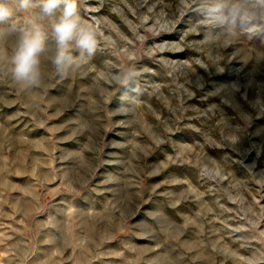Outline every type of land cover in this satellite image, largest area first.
Wrapping results in <instances>:
<instances>
[{
    "label": "rangeland",
    "instance_id": "rangeland-1",
    "mask_svg": "<svg viewBox=\"0 0 264 264\" xmlns=\"http://www.w3.org/2000/svg\"><path fill=\"white\" fill-rule=\"evenodd\" d=\"M77 7L97 47L66 76L0 64V264H264V29L226 40L198 0Z\"/></svg>",
    "mask_w": 264,
    "mask_h": 264
},
{
    "label": "clouds",
    "instance_id": "clouds-1",
    "mask_svg": "<svg viewBox=\"0 0 264 264\" xmlns=\"http://www.w3.org/2000/svg\"><path fill=\"white\" fill-rule=\"evenodd\" d=\"M203 23L219 30L226 40L237 29L256 33L264 29V0H198ZM14 13L30 16L31 24L12 20ZM47 21L45 29L41 23ZM38 22V23H37ZM54 43L49 55L48 41ZM97 47L96 30L82 22L77 0H0V64L24 88L41 86L42 64L50 60L57 75L64 77L76 67L73 49L81 58Z\"/></svg>",
    "mask_w": 264,
    "mask_h": 264
}]
</instances>
